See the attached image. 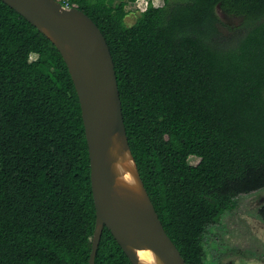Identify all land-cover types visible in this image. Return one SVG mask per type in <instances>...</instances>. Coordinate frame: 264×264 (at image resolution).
Wrapping results in <instances>:
<instances>
[{
    "label": "trees",
    "instance_id": "1",
    "mask_svg": "<svg viewBox=\"0 0 264 264\" xmlns=\"http://www.w3.org/2000/svg\"><path fill=\"white\" fill-rule=\"evenodd\" d=\"M57 1L105 36L144 185L187 264H204L208 227L264 189V0L150 1L132 25L138 0ZM218 8L243 23L223 33ZM96 217L67 64L0 0V264H89ZM95 264H132L108 228Z\"/></svg>",
    "mask_w": 264,
    "mask_h": 264
},
{
    "label": "water",
    "instance_id": "2",
    "mask_svg": "<svg viewBox=\"0 0 264 264\" xmlns=\"http://www.w3.org/2000/svg\"><path fill=\"white\" fill-rule=\"evenodd\" d=\"M2 1L58 48L80 99L97 216L89 264H95L105 228L132 264H187L141 178L129 143L114 60L101 29L80 9L57 0Z\"/></svg>",
    "mask_w": 264,
    "mask_h": 264
},
{
    "label": "rangeland",
    "instance_id": "3",
    "mask_svg": "<svg viewBox=\"0 0 264 264\" xmlns=\"http://www.w3.org/2000/svg\"><path fill=\"white\" fill-rule=\"evenodd\" d=\"M150 1L155 6L165 4L164 0H138L129 4L126 23L134 24ZM184 1L170 0L171 3ZM217 12L224 24L221 27L223 33H227L225 27H238L243 23L242 17L230 16L220 8ZM189 162L197 165L200 158L191 156ZM235 201L233 211L226 213L219 224L208 227L204 238L206 264H264V220L259 215L264 206V189L241 195Z\"/></svg>",
    "mask_w": 264,
    "mask_h": 264
},
{
    "label": "flooded vegetation",
    "instance_id": "4",
    "mask_svg": "<svg viewBox=\"0 0 264 264\" xmlns=\"http://www.w3.org/2000/svg\"><path fill=\"white\" fill-rule=\"evenodd\" d=\"M236 199H237V198H235V200H236ZM235 208H236V201H235V207H234L233 209H231V210H227V211L222 215V217H223L226 213L233 211ZM222 217H221V219H222ZM221 219H220V221H221ZM220 221H219V223H220ZM219 223H217V224H219ZM217 224H214V225H212V226H215V225H217ZM205 235H206V234H205ZM204 248H205V246H204ZM204 264H206V248H205Z\"/></svg>",
    "mask_w": 264,
    "mask_h": 264
},
{
    "label": "built area",
    "instance_id": "5",
    "mask_svg": "<svg viewBox=\"0 0 264 264\" xmlns=\"http://www.w3.org/2000/svg\"><path fill=\"white\" fill-rule=\"evenodd\" d=\"M65 7H67V8H71L69 5H67V6H65Z\"/></svg>",
    "mask_w": 264,
    "mask_h": 264
},
{
    "label": "bare ground",
    "instance_id": "6",
    "mask_svg": "<svg viewBox=\"0 0 264 264\" xmlns=\"http://www.w3.org/2000/svg\"><path fill=\"white\" fill-rule=\"evenodd\" d=\"M128 179H129V176H128ZM130 180V179H129Z\"/></svg>",
    "mask_w": 264,
    "mask_h": 264
}]
</instances>
